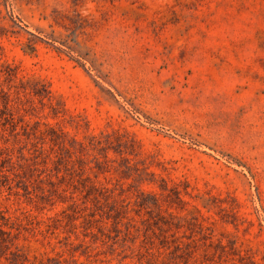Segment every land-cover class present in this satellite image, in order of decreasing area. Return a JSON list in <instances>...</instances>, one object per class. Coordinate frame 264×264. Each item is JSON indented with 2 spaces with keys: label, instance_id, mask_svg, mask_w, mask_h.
<instances>
[{
  "label": "rangeland",
  "instance_id": "obj_1",
  "mask_svg": "<svg viewBox=\"0 0 264 264\" xmlns=\"http://www.w3.org/2000/svg\"><path fill=\"white\" fill-rule=\"evenodd\" d=\"M0 264H264V0H0Z\"/></svg>",
  "mask_w": 264,
  "mask_h": 264
}]
</instances>
